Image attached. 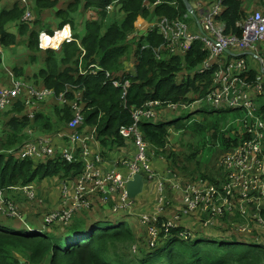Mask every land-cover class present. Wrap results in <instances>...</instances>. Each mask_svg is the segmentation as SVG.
<instances>
[{"label":"trees","instance_id":"trees-1","mask_svg":"<svg viewBox=\"0 0 264 264\" xmlns=\"http://www.w3.org/2000/svg\"><path fill=\"white\" fill-rule=\"evenodd\" d=\"M60 1L66 5L57 6ZM143 1L28 0L32 14L34 8L38 13L45 9L54 11L58 20L53 21L55 26L46 29L49 34L68 24L73 36L79 41V44L74 41L63 43L56 51L39 48L38 34L45 29L38 30L33 27V24L38 23V19H32L31 22L22 21L26 7L24 3L18 0L12 3L11 0H0V46H12L18 36L26 35V46L31 52L42 54L40 67L33 68L32 64L35 61L32 63L26 60L28 57L35 60V54H29L24 59L27 68L20 65L10 70L15 77L27 80L26 82L35 84L38 88L53 90L55 95L66 91L65 96L69 102L80 93L85 119L83 132H89L96 126V137L104 147V155L113 145L124 144L118 128L121 125L131 124L130 106H139L149 99L161 100L163 104L190 102L203 96L211 85L213 69L201 74L194 72V68L207 56V50L200 41H194L191 48L183 53L157 59L153 48L162 42L159 34L157 35L155 31L142 32L136 40L131 39L133 24L138 16L183 18L187 13L181 0H146V4H143ZM156 1L159 2L148 10L149 7L146 5L152 6ZM113 2H116L115 6L119 5V10L124 13L121 20L106 13L105 7ZM80 10L88 14L84 24L86 34L82 38L77 36L74 24L75 16ZM92 10L98 13V19L89 15ZM261 11L264 13L262 9ZM248 12L244 0H224V9L218 21L225 24V34H240L241 29L236 23ZM143 45L147 46L142 47ZM82 48L84 54L81 56ZM93 63L102 67V70L84 73ZM128 63L134 64V73L125 70ZM27 72H31V75L26 78ZM250 75L253 76L254 71ZM177 77L180 78L179 81H176ZM7 78L9 80L8 74ZM126 79L129 85L122 98L121 84L115 86L113 81L122 83ZM49 103L53 104L54 111L48 115L40 107L33 120L26 118L25 105L20 101L12 110L6 111L4 117H0L2 125L0 150L20 143L26 136L24 134L26 127L36 132L51 133L54 130H61L73 116L71 107L69 104L58 107L55 102L49 101ZM181 110L184 109L174 112ZM223 110L232 109L213 108L209 112L203 111L204 115L201 119L192 120L187 125L181 122V116L165 122L148 120L144 123L140 122L139 128L148 144V152L154 149L158 156L151 160L152 165L155 166L156 162L162 161L159 155L171 162H175L178 156L175 151L166 148L167 139L169 140L170 137L169 127L176 130L190 129L197 135L209 134L212 139L218 140L221 148L216 165L211 167L214 168L213 173L198 172V176L191 180L203 178L211 182L228 183V172L219 165V159L241 143V127L221 131L222 117L212 118L211 113ZM165 111L162 109L160 113L166 114ZM261 113L264 117V104H261ZM39 127L44 130L38 129ZM171 138L175 139L172 136ZM184 142L191 144L188 141ZM191 145L190 150L183 155L186 159L195 161L197 165L196 155L199 154V148ZM154 157L153 155L152 158ZM80 170L79 163H67L59 155L42 160H19L0 153V187L34 182L42 200H49L51 195H55L51 200L54 203L56 200L58 203L59 197L52 190H56L59 179H69V176H75ZM185 179L186 177L180 181L184 184L190 183ZM146 192L143 191V197L137 201V205L146 200ZM16 194L19 193H13L9 199L18 206L20 214L16 217H7L0 213V218H3L0 219V264H264V242H262L264 228L257 219H250L249 232L240 230L238 227L243 218L236 208L237 213L224 211L219 215L208 231L198 230L192 238L183 239L178 236L182 229H173L171 235L156 247L147 246V249L136 259L123 260L107 258L108 251L117 244L131 245L138 240L146 243L147 238L145 227L139 226L138 230L133 231L125 225L121 219L126 215L125 211L114 212L111 208L107 210L101 202L94 201L89 209L74 213L67 224L55 223L45 231H30L24 228L23 223L31 224L35 228L30 216L39 219L48 207L40 209L41 206L25 199V202H19ZM261 215L264 219V204ZM101 220L105 222L102 223ZM188 225H190L189 218H183L182 226ZM247 232L252 238H247L249 237L246 235ZM259 237L263 238L259 241L257 240ZM15 253L23 255L26 261H21Z\"/></svg>","mask_w":264,"mask_h":264},{"label":"built area","instance_id":"built-area-1","mask_svg":"<svg viewBox=\"0 0 264 264\" xmlns=\"http://www.w3.org/2000/svg\"><path fill=\"white\" fill-rule=\"evenodd\" d=\"M18 1L26 6L22 21L31 22L33 14L28 0ZM158 2L146 7L150 10ZM188 2L192 11L186 8L187 13L183 18H191L192 26L187 24L186 19L180 17L139 16L134 23L135 30L131 34L133 36L131 39L138 38L142 32L155 31L157 35L159 34L162 42L154 47L157 59L183 53L191 48L194 41H200L207 50V56L194 72L204 73L213 69L211 87L203 97L189 103L163 104L161 100L149 99L139 106H130L131 124L121 125L118 128V133L124 142V145H117L122 156L112 158L111 167L106 171H101L100 166L106 161V155L110 151L103 154L104 147L96 137V126L89 132H83L85 119L81 94L77 93L76 98L69 102L65 96L66 91L55 95L53 90L34 88L24 79L15 77L13 72L7 69L8 83L0 85V113L12 110L20 101L25 105L26 118L33 120L35 113L40 109V103L52 96L53 100H57L54 101L56 105H61L59 107L69 104L73 115L61 130H54L51 133H40L26 127L24 129L26 136L20 143L0 150V153L19 160H42L59 155L67 163L80 164L81 170L77 175L69 176V179H59V201L55 207L43 213L40 228L42 231L55 223L67 224L74 213L89 209L94 203V198L104 204L112 196L111 198L115 200L112 204L115 211L130 212L131 201L127 198L125 185L134 173H141L144 189L151 188L155 194L153 197L155 211L140 218L141 225L145 226L152 239L151 244L161 228L170 231L179 227L182 217L196 216L200 219L197 214H206L201 223L204 226H212L215 219L224 211L237 213V209L238 214L243 218L238 227L240 230H250L249 221L252 217L264 228V221L260 216L264 204V117L261 113V105L256 102L264 94L262 81L264 58L256 51L257 43L264 45V14L260 10L248 12L236 23L241 29L240 34H225V24L218 21L224 9V0H188ZM146 3L147 1L144 0L143 4ZM114 4L115 2L105 7L107 14L114 12ZM89 15L99 18L98 13L93 10ZM137 31L139 35H135ZM65 32H70L71 37L65 38L63 35ZM45 36L50 38L47 46L44 44ZM53 37L58 38V47L51 46L57 43V40L51 39ZM72 41L79 44L68 24L55 29L52 34L44 30L38 34V46L41 49L59 50L63 43ZM228 50L231 53H227ZM83 54L82 48L81 56ZM244 54L245 57L242 56ZM97 70H102V67L93 63L84 73L87 71L95 73ZM125 70L133 73L134 64L130 63ZM252 71H254L253 76L250 75ZM106 75L109 76V73L106 72ZM119 84L124 98L129 81L127 79L122 83L113 81V85ZM203 103L216 110L229 108L244 113L236 119L238 127H241V143L221 156L219 160V165L228 172L229 181L226 184L220 182L216 185L201 179L184 184L174 170L157 172L151 163L154 153L148 152V144L139 128L142 119L156 121L162 109L165 111L195 108ZM168 189L174 195L173 198L181 200L182 204L179 210L162 220L164 204H168L166 195ZM9 191L23 194L27 201L34 202L38 206L43 204L34 182L0 187V213L7 217H16L20 214L18 206L9 199V196L7 197ZM157 222L160 223V227L157 224L155 226L154 223ZM23 225L31 228L29 224L23 223ZM179 234L184 238L188 237L189 228L185 227Z\"/></svg>","mask_w":264,"mask_h":264},{"label":"rangeland","instance_id":"rangeland-1","mask_svg":"<svg viewBox=\"0 0 264 264\" xmlns=\"http://www.w3.org/2000/svg\"><path fill=\"white\" fill-rule=\"evenodd\" d=\"M13 1H15V0H11V3ZM181 1L183 2V0H181ZM263 3H264V0H244V5H245V8L247 10L248 9H259V10L262 9L264 11V4ZM183 4H184V2H183ZM64 5H66V3H63V1H60L57 6L60 7V6H64ZM29 6H30V4H29ZM184 6H185V4H184ZM30 8H31V6H30ZM185 8H186V6H185ZM33 16H34V18H33L34 20L38 19V23L33 24V27L35 29H38V30L39 29H45L46 30L50 27H53V26H55V23L53 21L58 20V18L55 16L54 11L51 9H45V10H42L40 13H38L34 8ZM111 16L117 20H121L124 17V13L119 10V5H117L115 7L114 12L110 15V17ZM87 18H88V14H86L82 10H80V12H78L75 16V23H74L75 24V32L77 33V36L79 38H82L86 34L84 24H85V21ZM186 22L188 25H191L192 20L188 19ZM137 23H138V21H137ZM136 33L137 34H135V35H139V31H137ZM26 40H27L26 35L25 36H18L17 41L14 45L1 47V52H0V56H1L0 85L1 86H2V84L6 85L8 83L6 68L13 69L14 66L20 67V65L22 67L27 68V65L24 62V59H26V57H28L29 54H35V56H36L35 60H31L30 57H28L26 59L32 63L35 61L32 64V67L37 68V67L41 66L40 63H42V54L39 52H31V50L26 46ZM256 47H257L256 51H257L258 55L264 58V45L259 42V43H257ZM43 50H46V49H43ZM56 51H58V50H56ZM41 52H44V51H41ZM45 56H46V53L43 54V59L45 58ZM30 75H31V72L25 73L26 78L30 77ZM178 77L176 78V81H179L180 78H178ZM25 81H27V80H25ZM262 81L264 83V75H262ZM31 85L34 88L41 89V88H38L37 85H35V84L31 83ZM48 101L54 102L57 100L56 99L53 100L52 96H49L47 101L40 103V107L44 110V113L50 115L54 111V108H53V104L52 103L50 104ZM256 102H257V104L264 103V94H263V96L259 97ZM59 106H61V105L58 104V107ZM212 109H213L212 107L203 103V106H197L195 108H187V109H184V110H181L178 112H174L175 110H167V111H165L166 114H164V112H162L160 114V116L157 118L156 122H165V121H169L171 119H174L177 116H181L182 117L181 122L183 124L187 125L192 120L201 119L202 116L204 115L203 111L209 112V111H212ZM5 113L6 112L0 113V117H2V116L4 117ZM243 114L244 113L242 111L232 109V110H223L220 112H217V111L212 112L211 117L213 118L215 116H221L222 117V120H221L222 123H221L220 130L225 131L227 129H229V130L233 129V128L236 129L238 127V123H237L236 119L240 115H243ZM141 122L144 123L147 121L145 119H142ZM0 126H2V125L0 124ZM38 129L44 130V129H41L40 127ZM169 130H170L169 131L170 137H169V140L167 139L166 148L175 151V153H177L178 156L175 159V162H171L166 157L159 155V158L162 159V164H161L162 170H166V169L174 170L179 174V176L183 180H184V177H186L185 180H191L193 177L198 176V172L207 173V172L212 171V173H213L214 168L212 169L211 167L216 165L217 158L221 153V148L219 146L218 140L212 139L209 136V134L197 135V134L193 133L190 129L181 128V129L176 130L175 128L169 127ZM40 133H42V131H40ZM171 136L175 139L173 140L171 138ZM184 141H188L191 144H193L194 146H197L199 148V154H197L198 156L196 155L197 161H198L197 165L195 164V161H193L192 159H186L184 157L183 154L187 153L190 150V146L192 147L191 144H187ZM116 148L117 147L115 145H113L111 148H109V151L112 150L113 152H115ZM130 148H131V146H130ZM152 149L153 148H151V150ZM131 150L132 149H130V151ZM152 151H153L154 156H155L154 158L158 157L156 155L154 149ZM6 156H7V154H6ZM200 179H202V178H200ZM144 191L148 192V189L146 188ZM147 192L145 193L146 200H144L140 205H137V201L139 199H142L143 193L138 195L136 197V200L132 203L133 207H131L130 210H132L135 214L125 215L121 218L122 221L125 223V225L130 227L133 231L138 230L139 226L142 227L138 221V219H139L138 214L141 215L140 218H142V216L147 215L148 213L154 212L155 204L153 202L154 208L151 209L149 201L151 202L150 199H152V196H150V194ZM13 193H14V191H9L8 196L11 197ZM111 197L107 201V203H104L103 205H104L105 209L109 210V208H111L112 211H115L114 206L111 207V205H110L111 203H113V201H115ZM19 199L24 200V197L19 196ZM196 220H198V217H196ZM101 221H102V223L105 222V220H101ZM196 226L198 229H202L204 231H208L210 228H212L209 226L202 225V223L200 221H197ZM248 232L246 233V235L249 236L247 238H252V236L249 235ZM262 238L263 237H259L257 240L260 241ZM262 242H264V241H262ZM146 249H147V244L141 242V240L134 241L131 245L130 244H126V245L117 244L116 247H113L108 251L107 258H109V259L121 258L123 260H129V259L134 260L142 251H144ZM15 255L21 261H23V262L26 261L25 258L23 257V255H21L19 253H15Z\"/></svg>","mask_w":264,"mask_h":264},{"label":"clouds","instance_id":"clouds-1","mask_svg":"<svg viewBox=\"0 0 264 264\" xmlns=\"http://www.w3.org/2000/svg\"><path fill=\"white\" fill-rule=\"evenodd\" d=\"M114 3V2H113ZM116 3V2H115ZM115 4H114V9H115ZM187 10V9H186ZM253 10H259V9H253ZM253 10H251V11H253ZM248 11L249 12H251L250 11V9H248ZM261 11V10H260ZM262 12V11H261ZM263 13V12H262ZM264 14V13H263ZM109 15H111V14H109ZM139 17V16H138ZM137 17V18H138ZM141 17H143V16H141ZM136 18V19H137ZM98 19V18H97ZM188 19H191V18H187L186 19V21L188 20ZM136 22V20L134 21V23ZM133 26H134V30H135V25L133 24ZM134 30H133V32H134ZM42 31V30H41ZM44 31H46V30H44ZM72 31V30H71ZM64 37L65 38H70L71 37V33L70 32H65L64 34ZM75 38V37H74ZM51 39H54V40H57V43H55V44H52L51 46L52 47H58L59 46V40H58V38H56V37H53V38H51ZM135 39H137L136 37H135ZM78 40V39H77ZM49 41H50V38L49 37H47V36H45V39H44V44H45V46H47L48 44H49ZM75 42V41H74ZM76 43V42H75ZM144 47H146L147 45H143ZM142 46V47H143ZM154 47H156V46H154ZM0 48H1V46H0ZM153 52H154V48H153ZM227 53H231L229 50L227 51ZM242 56H246V54H244V55H242ZM156 57V56H155ZM129 64L130 63H128L127 64V66H129ZM126 66V67H127ZM199 66V65H198ZM197 66V67H198ZM197 67H195L194 69H196ZM8 69V68H7ZM10 70V69H9ZM209 71V70H208ZM206 72V71H205ZM134 73V72H133ZM199 74H201V73H199ZM212 75H213V73L211 74V77H212ZM211 87V86H210ZM210 87H208L207 88V90L210 88ZM206 90V91H207ZM206 91H205V93H206ZM204 93V94H205ZM204 94H203V96H204ZM203 96H201V97H203ZM201 97H199V98H201ZM153 100H158V99H153ZM193 101V100H192ZM191 102V101H190ZM179 103H181V102H179ZM186 103H189V102H186ZM262 104V103H261ZM260 104V105H261ZM207 105V104H206ZM201 106H203V105H201ZM209 106V105H208ZM211 107V106H210ZM176 110H178V109H176ZM147 121V120H146ZM223 156V155H222ZM221 158V157H220ZM152 159H155V158H152ZM220 160V159H219ZM159 162H161L162 163V161H159ZM158 162V163H159ZM161 165V164H160ZM152 167L154 168L155 166H153L152 165ZM161 169V166L157 169V171H160V172H163L164 170H160ZM177 173V172H176ZM178 174V173H177ZM77 175V174H76ZM178 177H179V180H182V178L179 176V174H178ZM130 179V178H129ZM128 179V180H129ZM127 180V181H128ZM197 180H200V178H197V179H194V180H189V182H193V181H197ZM201 180H203V181H206V182H209V183H213V184H216V185H219L220 184V182L218 183V182H211V181H209L208 179H201ZM127 183V182H126ZM125 187H126V185H125ZM166 189H167V185H166ZM169 190L170 189H168V190H166V195H167V200H168V204L166 203V204H164V210L162 211V213H161V219L162 220H164V219H166L167 217H169L174 211H177V210H179L180 209V206H181V200H177V199H174L173 197H174V195L173 194H169ZM143 191H144V187H143ZM125 192H126V190H125ZM143 193V192H142ZM141 193V194H142ZM128 198V197H127ZM114 200V199H113ZM130 200V199H129ZM136 200V199H135ZM135 200H130L131 201V207H133L132 206V203L135 201ZM114 202V201H113ZM151 202H152V209L154 208L153 207V202H154V204H155V201L153 200H151ZM166 202V201H165ZM112 204L113 203H111L110 205L112 206ZM263 207V206H262ZM262 207H261V210H260V216L262 217V215H261V211H262ZM119 210H117V211H114V212H118ZM123 211H125V210H123ZM154 211H155V209H154ZM126 213V215H132V214H135L132 210H130V212H128V211H125ZM198 216H200L201 218L199 219L198 218V220H196V216H185V217H182L181 218V220H180V225H179V227H177V228H181V229H184L185 227H188L189 228V231H190V235L188 236V237H186V238H184V237H182V236H180V234L178 233V236L179 237H182L183 239H188V238H192L193 237V235L198 231V230H202V229H198L197 228V226H196V223H197V221H200V222H202L203 220H204V218H205V216H206V214H197ZM138 221H139V223H140V215L138 214ZM183 218H186V219H188L189 218V220H190V225H188V226H182V221H183ZM253 219V217L251 218V220ZM262 219H263V217H262ZM255 220V219H254ZM263 221H264V219H263ZM141 224V223H140ZM155 224V226H156V224L160 227V223L159 222H157V223H154ZM30 225V224H29ZM31 226V225H30ZM141 226H143V225H141ZM143 227H145V226H143ZM209 227H211V226H209ZM25 229H27V230H30V231H32V230H37V229H35V228H33L32 226H31V228H26V227H24ZM173 229H176V228H173ZM173 229H171L170 231H165L164 229H160V230H158L157 231V233H156V236L153 238V242H152V244H151V241H152V239H151V237L149 236V234H148V231H147V238H146V243L148 244L147 246H150V247H156L158 244H160V242L163 240V239H166L167 237H169L170 235H171V233H172V230ZM250 229H251V227H250ZM37 231H39L40 232V230H37ZM181 231V230H180ZM179 231V232H180Z\"/></svg>","mask_w":264,"mask_h":264},{"label":"crops","instance_id":"crops-1","mask_svg":"<svg viewBox=\"0 0 264 264\" xmlns=\"http://www.w3.org/2000/svg\"><path fill=\"white\" fill-rule=\"evenodd\" d=\"M117 148L115 149L116 151L115 152H113L112 150L109 152V154L108 155H106V161L100 166V169H101V171H106V170H108L110 167H111V162H110V160L112 159V158H114V157H121L122 156V154L120 153V151H119V148H118V146L117 145H115ZM160 164H162L161 162H156L155 163V167H154V169L157 171V169L161 166ZM158 172V171H157ZM52 184H53V182H52ZM58 189V190H57ZM52 192H55V193H57L58 194V197H59V185H58V183H57V188H56V190L55 191H53L52 190ZM148 192H149V194H150V196H152V199H150V200H152L153 201V197H154V193L152 192V190H151V188L148 190ZM40 192H39V190H38V196L39 197H42L40 194H39ZM169 194H172V192L169 190ZM16 196H17V199L19 200V202H25L24 200H20L19 199V196H22V197H24V199L26 200V198H25V196L23 195V194H21V193H19V194H16ZM52 196H55V195H51L50 196V199L49 200H45V199H43V204H42V206L40 207V209H43V208H47L48 207V209L49 208H51V207H55L56 205H57V200L55 201V203L54 202H52L51 200H52ZM93 201H97L98 202V200L96 199V198H94L93 199ZM28 202H30V201H28ZM47 202H50V203H47ZM16 203H18V202H16ZM99 203V202H98ZM149 203H150V208L152 209V202H150L149 201ZM30 214V213H29ZM30 218L32 219V223H33V225L34 226H36L35 227V229H37V230H40V231H42L40 228H41V217L38 219V217H31L30 216ZM0 219H3V218H0ZM31 225V224H30ZM32 226V225H31ZM33 227V226H32ZM45 231V230H44Z\"/></svg>","mask_w":264,"mask_h":264},{"label":"water","instance_id":"water-1","mask_svg":"<svg viewBox=\"0 0 264 264\" xmlns=\"http://www.w3.org/2000/svg\"><path fill=\"white\" fill-rule=\"evenodd\" d=\"M183 2L186 8L191 10L188 0H183ZM143 187H144V184H143L141 173H134L131 176V178L127 181L126 187H125L126 195L128 199L135 200L136 197L143 192Z\"/></svg>","mask_w":264,"mask_h":264},{"label":"bare ground","instance_id":"bare-ground-1","mask_svg":"<svg viewBox=\"0 0 264 264\" xmlns=\"http://www.w3.org/2000/svg\"><path fill=\"white\" fill-rule=\"evenodd\" d=\"M24 222V221H23Z\"/></svg>","mask_w":264,"mask_h":264}]
</instances>
